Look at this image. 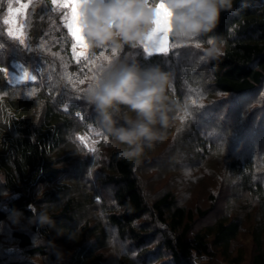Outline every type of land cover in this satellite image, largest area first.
<instances>
[{"label": "trees", "instance_id": "trees-1", "mask_svg": "<svg viewBox=\"0 0 264 264\" xmlns=\"http://www.w3.org/2000/svg\"><path fill=\"white\" fill-rule=\"evenodd\" d=\"M7 4L8 0H0V69L19 64L37 79L14 84L7 72L0 71V194H5L0 199V226L18 213L31 222L29 229L0 227L8 233L0 238V264H29L15 257V250L3 240L14 242L29 256L60 248L66 264H196L217 254L240 264L245 253L239 248L234 256V245L246 226L255 245L252 264H264V185L253 176L258 161L228 156L229 169L238 180V194L229 206H242L246 212L239 216L242 212L235 215L226 210L195 232L196 217H205L216 199L198 212L180 203L173 190L165 189L147 200L140 173L146 165H157L155 160L163 155L157 143L162 140L145 147L139 156H120L126 146L101 128L86 92L91 80L122 64L158 66L170 78L168 126L187 113L184 125L193 130L189 135L193 153L204 158L209 142L198 134L194 137L195 110L222 109L226 105L213 99L218 94L247 100L264 89V0H233L212 32L190 39L171 34L167 55L145 59L141 44L120 42L90 45L88 59L79 63L64 25L66 9H55L50 0H30L24 17L25 47L6 34L2 21ZM210 50L212 56L207 55ZM196 100L205 105L197 108ZM125 116L135 119V113L122 107L117 118L124 123ZM172 130L162 129L163 138ZM81 135L94 141V151L81 145ZM100 201L104 211L94 219L90 210L100 208ZM42 205L54 225L41 226L32 220L33 208ZM113 230L126 250L109 263L106 249ZM70 233L76 238L70 239ZM36 238L41 242L36 243ZM52 257V264H61Z\"/></svg>", "mask_w": 264, "mask_h": 264}, {"label": "rangeland", "instance_id": "rangeland-1", "mask_svg": "<svg viewBox=\"0 0 264 264\" xmlns=\"http://www.w3.org/2000/svg\"><path fill=\"white\" fill-rule=\"evenodd\" d=\"M20 2L29 3L30 0H20ZM88 2L89 0H86L84 12L87 11ZM13 6L14 8L19 6L17 0L13 3ZM171 34L172 32L169 34V44ZM145 42L147 41L145 40ZM77 51H82V49L78 48ZM74 58L76 59L75 56ZM15 66L14 69H10L7 72L10 82L15 84L31 81L22 79L23 70L21 66L19 64H15ZM203 96L201 95V97ZM213 99L214 101H221L220 104H225L226 106L223 105V108L218 111L208 110L203 113L204 109L201 113L196 110L194 112V115H197V118L194 119L197 130L194 137L198 134V136L206 138L207 142H209L208 149L205 151L207 155L203 158L193 153L194 144L192 143V136H189L193 135V130L190 131V129L185 127L184 118L187 113H184L182 117L167 127L173 128V130L161 142L157 143L158 149L163 152L158 161L155 160L157 165L150 164L148 167L146 165L144 171L140 173L147 200L152 199L158 193H163L165 189L173 190L180 203L187 204L189 208L198 212L199 209L204 210L211 207V199H216V205L205 217H196L193 224L195 232L203 230L207 225L213 223L226 210H232L235 215L242 212L239 216H243L246 212V210H242V206H229V200L238 194V180L233 176L232 170L229 169L228 156L248 157L246 158L247 160L258 161L259 163L256 165L253 176L264 185V89L255 99L250 97L244 100V97L223 94H218ZM248 102V107H246L245 104ZM195 104L197 108L205 105L197 100L194 101V106ZM81 136L86 138L84 142L80 141L81 145L86 147V149H93V141H88L85 135ZM98 170L96 169L95 171ZM91 179H97L96 172L91 174ZM4 195L1 196L0 194V199H3ZM247 200L244 199L243 202H247ZM102 201L99 202L100 208L95 207L90 210L94 219L99 218V215H102V211H104L101 208ZM4 203L1 202V205L4 206ZM249 211L251 212L252 210L248 209L247 212ZM13 218L11 222L0 227L3 229L12 228L16 225L26 229L31 227V222L25 221L22 217L13 216ZM1 228L0 238L3 239L8 233ZM112 232L113 238L106 249L109 263L120 258L126 250L125 245L122 244L123 247L119 246L120 242L117 240L115 231L113 230ZM3 241H7L5 243L9 244L10 250H15V257L27 260L29 264H52V258H54L52 255L55 256L54 262L58 259L57 261L61 264L68 263L66 255L60 248L51 247L44 256H29L14 242ZM35 242L40 243L41 240L36 238ZM234 248V256L237 255L239 248L243 249L245 253L244 260L240 264H252L255 245L247 226L235 243ZM198 263L235 264L226 261L221 254L212 257H202L197 260L196 264Z\"/></svg>", "mask_w": 264, "mask_h": 264}, {"label": "clouds", "instance_id": "clouds-1", "mask_svg": "<svg viewBox=\"0 0 264 264\" xmlns=\"http://www.w3.org/2000/svg\"><path fill=\"white\" fill-rule=\"evenodd\" d=\"M159 0H89L82 24L92 46L126 42L136 47L145 41L157 18ZM171 11L172 34L190 39L212 32L222 11L230 10L233 0H164ZM213 51L207 55L212 56ZM168 73L158 66L143 68L139 64H122L110 69L87 86V100L94 106L101 128L116 143L125 145L120 156L131 158L145 147L162 140V129L169 124L171 110L167 89ZM135 113V119L117 118L121 109ZM34 222L54 225L48 209L33 208ZM20 214H17L19 218ZM70 239H75L73 233Z\"/></svg>", "mask_w": 264, "mask_h": 264}, {"label": "snow or ice", "instance_id": "snow-or-ice-1", "mask_svg": "<svg viewBox=\"0 0 264 264\" xmlns=\"http://www.w3.org/2000/svg\"><path fill=\"white\" fill-rule=\"evenodd\" d=\"M85 2L86 0H51V4L55 9L67 10L64 12L63 20L68 33L72 37V50L73 55L77 59V63H79L81 59H88L87 49L89 48V43L84 34L82 24ZM17 3L19 6L14 8L13 0H8L7 15L4 16L2 23L6 26V34L8 37L27 47L23 24L26 22L24 16L25 10L29 8V3H23L20 2V0H17ZM171 16L172 13L167 8L164 0H159L157 4V18L154 22V26L147 35V42L142 41L140 43L146 53L145 59H147V56L153 54L167 55L169 53L172 47L169 44V34L172 32ZM78 48L82 49V51L78 52ZM0 71L8 72L7 68L0 69ZM22 79L35 81L37 76L24 68ZM83 82V80L80 81V83ZM78 138L82 142L86 140L83 136ZM91 150L94 151V149Z\"/></svg>", "mask_w": 264, "mask_h": 264}]
</instances>
